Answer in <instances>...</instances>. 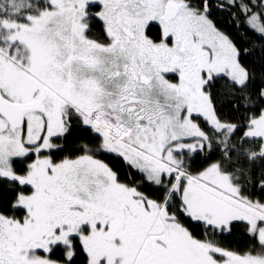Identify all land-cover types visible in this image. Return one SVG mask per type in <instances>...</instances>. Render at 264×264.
<instances>
[{
  "label": "snow or ice",
  "instance_id": "obj_1",
  "mask_svg": "<svg viewBox=\"0 0 264 264\" xmlns=\"http://www.w3.org/2000/svg\"><path fill=\"white\" fill-rule=\"evenodd\" d=\"M0 264H264V0H0Z\"/></svg>",
  "mask_w": 264,
  "mask_h": 264
}]
</instances>
